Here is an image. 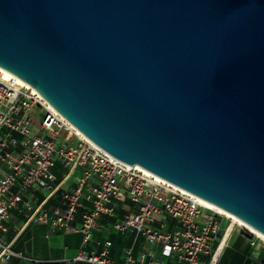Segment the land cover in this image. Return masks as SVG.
I'll return each instance as SVG.
<instances>
[{"label":"water","instance_id":"95a60500","mask_svg":"<svg viewBox=\"0 0 264 264\" xmlns=\"http://www.w3.org/2000/svg\"><path fill=\"white\" fill-rule=\"evenodd\" d=\"M0 67L264 235V0H0Z\"/></svg>","mask_w":264,"mask_h":264},{"label":"built area","instance_id":"2783aa9c","mask_svg":"<svg viewBox=\"0 0 264 264\" xmlns=\"http://www.w3.org/2000/svg\"><path fill=\"white\" fill-rule=\"evenodd\" d=\"M63 132L69 136L62 139ZM59 165L78 167L82 176L73 188L64 189L58 206L34 210L26 199L28 191L38 187L53 192ZM123 203L131 211L115 223L114 231H133L151 247L138 261L133 249H126L123 264H207L205 258L224 233L216 210L203 207L197 196L89 143L39 93L14 74L0 71V262L15 255L6 223L16 210L31 212L28 220L53 232L82 233L83 247L75 261L116 264L111 240L96 242L99 253L87 246L100 219L116 217ZM162 215L173 224L160 219ZM197 218L205 222L199 224Z\"/></svg>","mask_w":264,"mask_h":264},{"label":"crops","instance_id":"0c3cea01","mask_svg":"<svg viewBox=\"0 0 264 264\" xmlns=\"http://www.w3.org/2000/svg\"><path fill=\"white\" fill-rule=\"evenodd\" d=\"M54 172L57 179L53 192L38 187H32L28 191L26 199L34 210L58 206L64 189L73 188L82 176V171L78 167L72 170L59 165ZM129 210L131 211V205L123 203L116 217H102L99 228L94 233V240L87 246L88 251L99 253L101 247H98L96 242L104 243L111 240L114 243L112 259L116 264L124 263L123 255L128 248L133 249L134 257L138 261L140 256L151 247L133 231L120 234L113 229L115 223ZM29 214L16 210L11 212V217L6 223V235L7 242L12 246L15 255L8 262H0V264H87L75 261L83 247L82 233L64 230L53 232L48 225L28 220ZM78 219H81V214ZM160 219H166L168 223L173 224V220L166 215L160 216ZM243 231L248 230L243 227L235 229L234 238L224 249L227 252L220 264H264V241L255 235L251 239L244 235ZM155 251L159 252V249L156 248Z\"/></svg>","mask_w":264,"mask_h":264},{"label":"bare ground","instance_id":"6f19581e","mask_svg":"<svg viewBox=\"0 0 264 264\" xmlns=\"http://www.w3.org/2000/svg\"><path fill=\"white\" fill-rule=\"evenodd\" d=\"M0 71L3 72L4 74H6L7 76L8 75H11V73L7 70H5L4 68L0 67ZM19 79V81L23 84H26L28 85L29 87H31L32 89H34V91L36 93H39L32 85H30L28 82L22 80L21 78L17 77ZM71 127L74 128L77 133L84 139H86L89 143H92V144H95L93 143L89 138H87L83 133H81L78 129H76L71 123H70ZM139 167V166H137ZM141 170L145 171L146 173L150 174V175H153V176H157L155 174H153L152 172L148 171L147 169H144L142 167H139ZM158 178H161L159 176H157ZM199 202L201 203V205L203 207H206V208H210V209H214L216 210L217 212L227 216L228 218H231L233 221L230 225H228L225 229V232L223 234V237L219 243V245L217 246V249L213 255V259H212V262L211 264H217V262L219 261L224 249L227 247V244L229 242H231L234 238V235H235V229L239 226V227H243L244 229H247L250 233H252L253 235L261 238L264 240V235L262 233H260L259 231H257L256 229H254L252 226H250L249 224H247L245 221H243L242 219L238 218L237 216L225 211L224 209L200 198V197H197Z\"/></svg>","mask_w":264,"mask_h":264},{"label":"rangeland","instance_id":"374dc122","mask_svg":"<svg viewBox=\"0 0 264 264\" xmlns=\"http://www.w3.org/2000/svg\"><path fill=\"white\" fill-rule=\"evenodd\" d=\"M68 136H69V135H68L67 133H65V132H63V133L61 134V138H62V139L66 138V137H68ZM72 139H73V137L70 136V140H72ZM216 212H217V211H216ZM217 217H218V219L220 220V222H222V224H223V226H224V232H225L226 227H227L228 225H230V224L232 223L233 220H232L231 218H228L227 216H225V215L219 213V212H217ZM196 222L199 223V224H203V223L205 222V218H197V219H196ZM238 227H239V226H238ZM223 234H224V233H223ZM222 237H223V235L219 237V240H220V241H221ZM260 239H261V238H260ZM262 240H263V239H262ZM220 241H216V242L214 243V249H213V253H212V255H214V253H215V251H216V249H217V246L219 245ZM263 241H264V240H263ZM262 243H263V242H262ZM212 255H209L208 257L205 258V261H206L207 264H209V263L211 262Z\"/></svg>","mask_w":264,"mask_h":264},{"label":"trees","instance_id":"16d2710c","mask_svg":"<svg viewBox=\"0 0 264 264\" xmlns=\"http://www.w3.org/2000/svg\"><path fill=\"white\" fill-rule=\"evenodd\" d=\"M66 172H68V171H66ZM243 234L247 235L251 239L254 238V235L252 233L248 232V231H243ZM225 252H227V250L223 252V254L221 255V257H220L219 261L217 262V264H220V262L223 260V258L225 256Z\"/></svg>","mask_w":264,"mask_h":264}]
</instances>
